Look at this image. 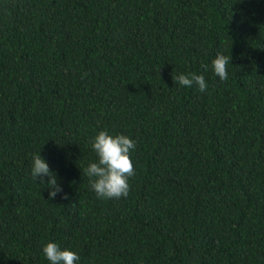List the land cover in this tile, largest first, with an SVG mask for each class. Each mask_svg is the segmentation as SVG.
Listing matches in <instances>:
<instances>
[{
    "label": "trees",
    "instance_id": "1",
    "mask_svg": "<svg viewBox=\"0 0 264 264\" xmlns=\"http://www.w3.org/2000/svg\"><path fill=\"white\" fill-rule=\"evenodd\" d=\"M193 73L205 92L175 84ZM100 131L136 142L127 197L83 174ZM49 242L75 264H264V0H0V264H50Z\"/></svg>",
    "mask_w": 264,
    "mask_h": 264
},
{
    "label": "clouds",
    "instance_id": "2",
    "mask_svg": "<svg viewBox=\"0 0 264 264\" xmlns=\"http://www.w3.org/2000/svg\"><path fill=\"white\" fill-rule=\"evenodd\" d=\"M229 57L218 54L212 61L215 75L221 80L228 78L227 64ZM175 84L192 87L194 84L200 92L207 90V83L203 75L193 73L191 77L185 74L173 75ZM92 149L96 153L97 162L90 163L83 170V174L89 177L91 188L98 198L119 199L127 197L130 191L128 179L135 175L130 150L136 148V142L129 136L118 134L110 135L107 131H100L92 140ZM31 174L33 179H39L51 189L49 200L54 199L62 187L58 183L57 175L50 169L49 164L40 154L32 157ZM49 177L46 182L44 177ZM67 199V194H64ZM44 256L50 264H75L79 261V255L72 250H61L54 242H49L43 247Z\"/></svg>",
    "mask_w": 264,
    "mask_h": 264
}]
</instances>
